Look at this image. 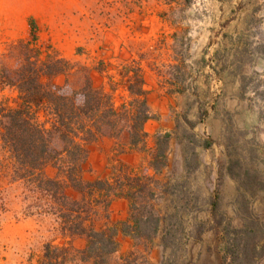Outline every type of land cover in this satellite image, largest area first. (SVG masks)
I'll use <instances>...</instances> for the list:
<instances>
[{
	"label": "rangeland",
	"instance_id": "obj_1",
	"mask_svg": "<svg viewBox=\"0 0 264 264\" xmlns=\"http://www.w3.org/2000/svg\"><path fill=\"white\" fill-rule=\"evenodd\" d=\"M33 21L41 59L53 55L70 63L68 72L52 78L67 92L81 89L87 77L96 87L107 84L108 75L119 80L124 65L143 68L153 115L147 147L132 148L128 135L103 137L89 145L85 164L86 180L105 177L121 163L158 180L153 204L161 230H143V238L120 233L115 260L134 252L135 264H219L218 221L219 228L231 221L240 227L242 214L251 212L264 222V193L252 195L259 188L252 175L264 180V112L252 95L261 83L248 67L264 46V0H0L5 106L16 105L17 89L8 83L19 78L20 43L32 39ZM128 96L120 87L118 102ZM166 133L167 166L157 173L151 166L155 140ZM10 163L0 136V264H40L45 243L69 239L53 217L29 213L32 194L12 177ZM46 174L55 177L57 168L50 165ZM110 214L114 224L127 220L128 199H115ZM71 242L83 249L87 240ZM253 264H264V257Z\"/></svg>",
	"mask_w": 264,
	"mask_h": 264
},
{
	"label": "trees",
	"instance_id": "obj_2",
	"mask_svg": "<svg viewBox=\"0 0 264 264\" xmlns=\"http://www.w3.org/2000/svg\"><path fill=\"white\" fill-rule=\"evenodd\" d=\"M36 29L33 21L32 39L20 43L24 60L19 78L8 83L17 89L16 105L10 107L0 102V136L10 154V174L27 183L32 194L30 210L34 211L29 213L53 217L57 230L69 239L63 244L45 243L39 262L135 264L136 259L130 260L134 252L114 259L120 250L119 234L143 238V230L159 233L163 221L153 204L158 180L123 163L105 177L86 180L85 164L89 145L103 137L120 139L128 135L132 148L147 147L146 124L153 115L148 106L143 68L140 64L124 65L119 80L108 75L107 84L96 87L87 77L81 89L67 92L56 86L52 78L68 72L70 63L53 55L43 61L41 49L33 44L37 40ZM260 52L264 54V46ZM120 87L129 96L119 103ZM170 138V133L156 137L151 166L157 173L167 166ZM50 165L57 168L55 177L46 174ZM247 175L249 178L248 172ZM252 177L259 185L252 195L259 196L264 193V180L259 179L257 172ZM117 198L128 199L130 215L114 224L110 207ZM219 200L220 194L216 192L212 203L215 218ZM250 213L242 214L245 222L240 227L231 221L219 228L222 224L217 220L216 242L222 246L219 264H253L264 257L263 217ZM77 237L86 238L85 248L73 246L71 240Z\"/></svg>",
	"mask_w": 264,
	"mask_h": 264
},
{
	"label": "crops",
	"instance_id": "obj_3",
	"mask_svg": "<svg viewBox=\"0 0 264 264\" xmlns=\"http://www.w3.org/2000/svg\"><path fill=\"white\" fill-rule=\"evenodd\" d=\"M254 55L255 61L248 67L250 68L249 70L255 74L259 83H261V86L259 88H253L252 95L258 97L257 102L259 103V109L264 112V99L259 98V92L264 90V54L261 52H255ZM259 125L261 126L259 140L264 144V116L259 119Z\"/></svg>",
	"mask_w": 264,
	"mask_h": 264
}]
</instances>
